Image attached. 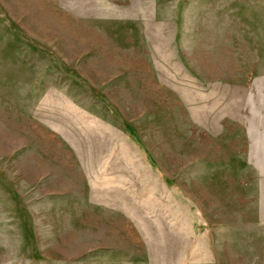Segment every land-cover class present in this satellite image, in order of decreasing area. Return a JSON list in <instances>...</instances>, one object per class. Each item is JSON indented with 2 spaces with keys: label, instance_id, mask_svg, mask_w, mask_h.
I'll return each instance as SVG.
<instances>
[{
  "label": "rangeland",
  "instance_id": "rangeland-1",
  "mask_svg": "<svg viewBox=\"0 0 264 264\" xmlns=\"http://www.w3.org/2000/svg\"><path fill=\"white\" fill-rule=\"evenodd\" d=\"M0 264H264V0H0Z\"/></svg>",
  "mask_w": 264,
  "mask_h": 264
}]
</instances>
